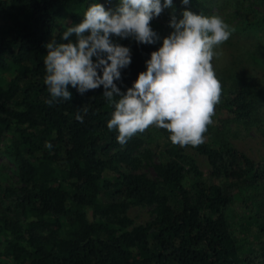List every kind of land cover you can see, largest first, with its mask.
I'll return each instance as SVG.
<instances>
[{
    "label": "trees",
    "instance_id": "trees-1",
    "mask_svg": "<svg viewBox=\"0 0 264 264\" xmlns=\"http://www.w3.org/2000/svg\"><path fill=\"white\" fill-rule=\"evenodd\" d=\"M91 1L0 0V156L19 183L0 188V264H261L264 160L205 142L199 116L168 115L158 101L173 95L192 107L203 86L224 111L222 128H259L264 88L248 74H201L192 89H174L189 48L69 43L60 25L84 18ZM121 2L143 14L153 5ZM252 13L242 29L264 38V13ZM189 150L206 158L209 178ZM237 202L255 242L247 252L235 234ZM139 206L153 217L135 226L127 212Z\"/></svg>",
    "mask_w": 264,
    "mask_h": 264
},
{
    "label": "rangeland",
    "instance_id": "rangeland-1",
    "mask_svg": "<svg viewBox=\"0 0 264 264\" xmlns=\"http://www.w3.org/2000/svg\"><path fill=\"white\" fill-rule=\"evenodd\" d=\"M121 0H92V8L77 21L64 20L60 25L63 39L78 47L116 48L123 42L147 40L158 42L168 55H175L187 48L183 60L182 78L174 88L186 91L197 86L201 74L204 80L232 74H248L258 87L264 88V38L260 34L242 29L251 21L252 11L264 13V8L254 6L252 0L238 7L233 0H153L148 13L123 8ZM250 8V9H249ZM3 16L0 14V24ZM201 86L196 89L193 106L185 107L177 96H164L158 101L168 115L197 117L207 126L203 140L211 145L227 143L250 160H264V107L260 111V127L246 129L241 124L229 123L222 128L224 111L212 106V98ZM199 122V123H200ZM222 130L218 132V130ZM5 142L0 143V151ZM197 170L209 178L210 166L204 156L187 151ZM141 172L154 179L153 171L146 166ZM13 164L0 156V188L17 187ZM0 190V192L2 191ZM236 217L235 234L243 241L244 252L254 245L251 232L240 227V215L245 212L243 204L235 203L232 208ZM135 226L144 225L153 217L152 207H130L127 212ZM242 226L244 224L242 223ZM241 230V231H240ZM261 264H264L262 262Z\"/></svg>",
    "mask_w": 264,
    "mask_h": 264
}]
</instances>
